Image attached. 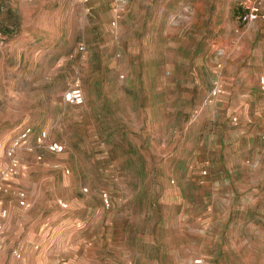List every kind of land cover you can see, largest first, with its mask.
Masks as SVG:
<instances>
[{"label":"rangeland","instance_id":"rangeland-1","mask_svg":"<svg viewBox=\"0 0 264 264\" xmlns=\"http://www.w3.org/2000/svg\"><path fill=\"white\" fill-rule=\"evenodd\" d=\"M250 1L89 0L84 48L57 53L54 83H0L20 96L0 99V135L35 118L65 146L20 153L27 213L88 219L99 206L118 222L105 252L119 258L97 260L93 244L86 264H264V21L238 18ZM75 80L81 104L62 97Z\"/></svg>","mask_w":264,"mask_h":264},{"label":"crops","instance_id":"crops-1","mask_svg":"<svg viewBox=\"0 0 264 264\" xmlns=\"http://www.w3.org/2000/svg\"><path fill=\"white\" fill-rule=\"evenodd\" d=\"M64 2L65 0H0V60L6 62L4 67L8 70V78L0 77V83L12 84L14 81L10 77L13 76H22L26 82L40 85L55 82L60 64L58 59L64 58L57 53L67 51L76 55L77 48L83 43V40H79L78 29H84L86 34L89 29V0H80L79 14L73 12L74 0H68L67 6ZM259 85L264 93L261 79ZM41 93L23 95V98L40 99ZM103 96L108 95L103 93ZM19 98V92L12 87L0 88V99ZM28 121L22 123L14 134L0 135L3 145L8 144L25 125H31L34 129L42 128L34 125L41 123V120L32 118ZM44 150H18L19 173L5 181L7 189L0 194V209L7 210L0 232V264H57L60 260L63 264H86L83 261V256H87L85 249L94 248L93 244L100 250L96 255L97 260L103 258L111 262L112 259L119 258L114 254L109 257L110 254L105 252L107 249L114 253L112 239L107 235L112 233L110 229H114L118 222L106 219L104 213L99 212V206L95 207V213L88 219L76 216L73 210L65 218H58L54 205L45 219L35 220L27 213L31 206L30 194L16 183L24 168L20 153L29 152L37 159V154L43 155ZM5 164L4 150L0 148V169ZM17 190L25 192L23 204L19 203ZM78 196L81 199L88 197L77 194V199ZM89 229H94L95 233L88 236ZM17 241L22 244L20 257L14 256L11 251Z\"/></svg>","mask_w":264,"mask_h":264},{"label":"built area","instance_id":"built-area-1","mask_svg":"<svg viewBox=\"0 0 264 264\" xmlns=\"http://www.w3.org/2000/svg\"><path fill=\"white\" fill-rule=\"evenodd\" d=\"M125 0H114L116 8L121 5ZM259 19L264 20V0H251L247 5V10L243 13L241 21L243 23L249 24L251 22L257 21ZM115 23V21H113ZM1 37V30H0ZM80 49L84 48L83 43L79 45ZM262 87L264 88V75L261 76ZM222 91V87L219 83H216L208 95V99L211 100L213 97L217 96ZM63 100L73 104H81L84 101V93L82 87L78 80H75L70 86H68L62 94ZM237 119V116L234 117ZM0 148H3L6 157V164L0 169V194L7 188L5 186V181L9 178L15 177L19 173L20 161L17 156V151L33 150L34 148H43L47 151L58 153L63 151L64 144L55 139L50 138L49 132L45 128L34 129L31 125H25L6 145H3L0 141ZM41 153H38L36 158L41 159ZM83 190H87V187H82ZM17 195L19 196V203L23 204L25 202V192L23 190H17ZM101 201L104 207L110 206V197L108 192L101 191ZM58 202L62 206H66V201L58 199ZM7 215V210L5 208L0 209V232L3 228V219ZM22 244L17 243L16 246L12 248V254L16 257L21 256ZM201 259H196V262H200Z\"/></svg>","mask_w":264,"mask_h":264},{"label":"trees","instance_id":"trees-1","mask_svg":"<svg viewBox=\"0 0 264 264\" xmlns=\"http://www.w3.org/2000/svg\"><path fill=\"white\" fill-rule=\"evenodd\" d=\"M246 10H247V6L244 7V8L239 12V14H238V18H239L240 20H241V18H242L243 13H245Z\"/></svg>","mask_w":264,"mask_h":264}]
</instances>
